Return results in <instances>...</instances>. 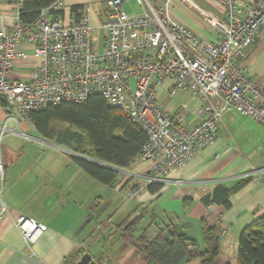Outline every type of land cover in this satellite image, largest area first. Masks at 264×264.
I'll use <instances>...</instances> for the list:
<instances>
[{"label": "built area", "instance_id": "1", "mask_svg": "<svg viewBox=\"0 0 264 264\" xmlns=\"http://www.w3.org/2000/svg\"><path fill=\"white\" fill-rule=\"evenodd\" d=\"M126 1L107 0L96 26L91 22L90 2L62 16L55 13L61 11L62 0H55L31 23L19 20L18 5L15 22L0 29V99L5 112L0 142L3 134L14 132L8 121L16 127L31 123L32 111L64 101L82 103L98 94L146 134L139 159L151 165L143 176L145 183L127 191L133 199L213 143L224 110H235L264 126V87L254 84L241 63L264 27V0H215L223 18L204 15L217 33L214 40L197 37L172 21L169 12L175 0H134L139 13L126 12ZM24 45L32 48L36 64L26 79L11 78L14 60L23 56ZM170 80L168 99L178 90L202 99L197 124H185L183 111L188 107L184 103L166 111L156 100L159 87ZM4 177L0 143V221L8 213L1 198ZM14 225L27 245L47 229L23 215Z\"/></svg>", "mask_w": 264, "mask_h": 264}, {"label": "crops", "instance_id": "2", "mask_svg": "<svg viewBox=\"0 0 264 264\" xmlns=\"http://www.w3.org/2000/svg\"><path fill=\"white\" fill-rule=\"evenodd\" d=\"M106 1L62 0L61 15L66 16L73 5L84 7L90 2L91 22L96 26ZM18 5L20 0H0V29L15 22ZM172 5L169 13L174 23L185 25L197 37L216 39L217 33L204 20L205 14L223 18L215 0H175ZM250 47L241 63L254 84L264 87V27ZM21 49L23 56L14 60L11 78L26 79L36 64L32 48L24 45ZM171 85L167 81L156 100L166 111L184 103L188 107L183 111L185 124H197L202 99L186 90H178L168 99ZM4 119L0 99V122ZM8 122L13 128L14 123ZM20 127L31 133L22 135L27 138L22 139V147L1 146L5 165L1 198L8 213L0 221V264H64L78 249L90 253L97 264H151L120 238L119 225L136 216L135 237L144 228L153 237L171 222L178 233L195 241L196 253L204 250L201 221L217 226L219 253L211 264H237L240 232L254 219L264 217V126L235 110L222 112L213 143L197 150L183 167L167 173L159 189L146 186L133 199H126V193L145 183L143 176L151 162L137 158L128 168H118L113 185L102 184L76 165L71 157L74 153L40 136L32 123L21 122ZM217 185L232 190L228 207L202 201ZM21 215L47 226L30 245L14 225ZM198 259H183L181 264H200Z\"/></svg>", "mask_w": 264, "mask_h": 264}, {"label": "trees", "instance_id": "3", "mask_svg": "<svg viewBox=\"0 0 264 264\" xmlns=\"http://www.w3.org/2000/svg\"><path fill=\"white\" fill-rule=\"evenodd\" d=\"M54 1L20 0L19 20L23 23L33 22L40 10ZM82 8L83 5L77 4L71 10L77 12ZM55 13L61 14V11ZM30 120L40 136L69 149L74 153L71 157L76 165L106 185L115 182L117 168H128L139 158L147 140L145 132L136 123L121 110L109 106L98 94H91L82 103L64 101L32 111ZM160 185L162 183H150L147 187L157 190ZM231 193L232 190L217 185L210 195L202 197V201L228 207ZM138 220L139 216H136L119 225L120 238L151 264H181L183 259L194 256L199 258L200 264H211L219 253L220 229L217 226H209L201 221L204 250L196 253L195 241L178 233L171 222L161 226L153 237H149L146 228L135 237ZM240 233L237 264H264V217L254 219ZM81 251H74L64 260V264H74Z\"/></svg>", "mask_w": 264, "mask_h": 264}, {"label": "rangeland", "instance_id": "4", "mask_svg": "<svg viewBox=\"0 0 264 264\" xmlns=\"http://www.w3.org/2000/svg\"><path fill=\"white\" fill-rule=\"evenodd\" d=\"M124 9L126 10V12H128V13H139L140 11H141V9H140V7H139V5L136 3V2H134V0H128V2L126 1V2H124ZM98 36H99V33H96L95 34V37H96V39H98ZM167 82V81H166ZM165 82V83H166ZM164 83V84H165ZM163 84V85H164ZM161 87H163V86H161ZM161 87H159V89L161 88ZM2 124V121L0 122V125ZM7 126L8 127H10L11 126V123L10 122H8L7 123ZM13 130H14V132H10V131H8V132H6L5 134H3V137H2V139H1V146H4V147H6V146H8V148L9 147H11V148H13V149H20L21 147H22V145H23V140H26L27 141V138H25V136H22L21 135V133L23 132V133H25V134H31V133H27L24 129H22L20 126H13ZM23 139V140H22ZM7 142H9L8 143V145H6L7 144ZM36 143V142H35ZM26 144H27V142H26ZM7 148V147H6ZM105 196H107V195H105ZM128 197L126 196V199H127ZM115 218V217H114ZM114 220V219H113Z\"/></svg>", "mask_w": 264, "mask_h": 264}, {"label": "water", "instance_id": "5", "mask_svg": "<svg viewBox=\"0 0 264 264\" xmlns=\"http://www.w3.org/2000/svg\"><path fill=\"white\" fill-rule=\"evenodd\" d=\"M82 157H85L83 155H80ZM88 158V157H85ZM190 249L189 247H187ZM74 264H97V262L94 260V258L91 256L88 252H83L78 259L74 262Z\"/></svg>", "mask_w": 264, "mask_h": 264}]
</instances>
